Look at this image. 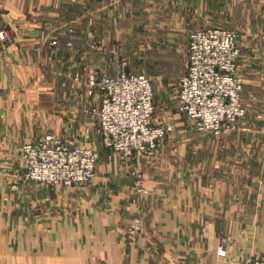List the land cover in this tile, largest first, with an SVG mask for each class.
Returning <instances> with one entry per match:
<instances>
[{"label": "crops", "instance_id": "1", "mask_svg": "<svg viewBox=\"0 0 264 264\" xmlns=\"http://www.w3.org/2000/svg\"><path fill=\"white\" fill-rule=\"evenodd\" d=\"M224 18L237 21L243 49L247 113L234 131L217 137L187 117L176 122L154 155L133 162L140 187L106 149L90 186L24 179L22 146L48 131L100 148L85 88L70 91L76 72L104 68L115 46L154 53V67L166 69L186 51V68L190 33ZM2 28L10 40H0V264H246L264 256V0H0Z\"/></svg>", "mask_w": 264, "mask_h": 264}, {"label": "built area", "instance_id": "2", "mask_svg": "<svg viewBox=\"0 0 264 264\" xmlns=\"http://www.w3.org/2000/svg\"><path fill=\"white\" fill-rule=\"evenodd\" d=\"M236 41V33L224 27H201L189 35L187 67L179 79L176 99L179 110L200 133L217 136L234 131L246 114ZM75 80H85L88 95L97 99V105L85 112L97 121L100 147L120 155L140 187L143 173L133 162L154 155L172 131L170 126L154 122L156 104L150 77L120 67L114 75L96 71L85 78L78 74ZM100 159L98 147L80 146L54 133L36 136L21 149L24 179L51 187L92 185ZM217 252L226 257L225 239ZM246 264H264V256Z\"/></svg>", "mask_w": 264, "mask_h": 264}, {"label": "rangeland", "instance_id": "3", "mask_svg": "<svg viewBox=\"0 0 264 264\" xmlns=\"http://www.w3.org/2000/svg\"><path fill=\"white\" fill-rule=\"evenodd\" d=\"M99 6H100V4H97V7H99ZM66 8L69 11H71V5L66 4ZM75 10L79 11L78 5L75 6ZM203 27L204 28L224 27V28L232 30L236 33V35H237V41H236L237 47L240 51V55L238 58V65H239V60L241 59V57L243 55V49H242V47H240V45L238 43L239 31L236 29L237 21H235L234 19H230V18H224V20H222V21H218L217 23L212 22L211 25L208 24L207 26H203ZM199 28H196V29H199ZM0 40H3V41L10 40V36L8 35V33L6 31V28L0 29ZM100 42H102V41H100ZM92 43H93V49L96 51L95 53L97 54L99 52V51H97V50H99L97 45H99V44L97 41H94V40ZM68 45L70 47L73 46L71 42ZM151 54L154 56V53H150L149 51H147V52L123 51V50L120 51L119 46H115V48L113 49V52H111V56L109 57V59L107 61H105V67L104 68H100V67L96 66V69L92 67L91 69L87 70L85 67L84 69L81 70V72H79V71L76 72L73 75V79H74L75 83H72L71 85H69L70 91H76L77 88L81 89L80 87H83V88H85V92L88 95V92H87L88 89H87L86 84H85L86 81L81 80L80 82H76V80H75V77L78 74H80L82 76V78H83V75L89 76L93 72H96V71H102V72H106V73L111 74V72H110L111 70L115 69V73H116L120 67L130 70V71H132V73L146 74L148 77H150V79L152 81V85H153L154 102L156 104V113L154 116V122L157 125H168V126H170L172 128V131L168 135V136H170L172 133H174L176 122H179V123L182 122L186 125V116L184 113H182L179 110L178 102L176 99V89L178 86L177 80H176L177 79L176 73L180 71V73L183 74V72L186 69L185 66L183 67L184 59H186V51L183 53L182 52L179 53L181 58H177L176 57L177 55L175 56V59H176L175 62L179 63V66L176 68H170V69L154 67V65L152 64L153 62H151ZM109 66H111V67H109ZM238 72L244 81L243 75L240 73V71H238ZM114 74H111V75H114ZM243 91H244V88H243ZM165 92L169 94L168 100H162L164 98L163 93H165ZM88 97L90 99V103H88L87 107L84 110V113L87 117L95 120L94 125H95V130H96V123H97L96 119L94 117H91L90 115H87L85 111H86V109H92L94 106L97 105L98 102H97V99L95 97L89 96V95H88ZM242 101L244 104L243 97H242ZM246 106L247 105L244 104L245 108H246ZM168 113H170V114H168ZM246 113H247V111H246ZM176 114H179V116L177 118L172 117V119H171V116H174ZM190 123H192V122L190 121ZM192 125H193V123H192ZM96 132H97V130H96ZM227 132H231V131H226V132L222 133L221 135H217V137H221L223 134H225ZM47 133H54L55 135H57L55 132H51V131H48ZM44 134H46V133H44ZM68 134H66V135H62V134L59 135L58 134V136H61L63 138H71L72 139V137H71L72 135H68ZM168 136L165 137L162 140V142H164L168 138ZM99 146H100V144H99ZM99 149H103V148L100 147ZM110 153L114 154L111 151H110ZM114 155H116V154H114ZM117 157H119L120 161H121V159H123L120 155H117ZM101 159H102V150H101ZM101 159H100V161H101ZM100 161L98 163V166L100 164ZM120 161H119V163H120ZM121 164H122L121 169L125 170L124 163H121ZM98 166H97V170H98ZM70 188H76V187H70ZM78 188H81V187H78ZM136 230H139V228Z\"/></svg>", "mask_w": 264, "mask_h": 264}]
</instances>
